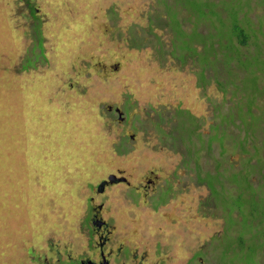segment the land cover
Here are the masks:
<instances>
[{"label":"rangeland","instance_id":"obj_1","mask_svg":"<svg viewBox=\"0 0 264 264\" xmlns=\"http://www.w3.org/2000/svg\"><path fill=\"white\" fill-rule=\"evenodd\" d=\"M171 18L187 31L175 38L178 49ZM235 21L258 47L253 39L233 46ZM261 96L264 0H0V264L56 261L57 249L65 258L83 252L87 184L179 160L169 146L174 131L182 141L189 136L182 116L196 129L198 165L218 168L209 180L233 210L243 157H229L241 141H256L250 124L262 117ZM109 105L122 108L124 119ZM211 137L213 149L206 148ZM208 193L189 172L183 207L199 245L222 229L219 208L213 215L200 199ZM252 229L242 223L241 231ZM186 238L177 248L189 247ZM190 256L172 249L164 258L186 264Z\"/></svg>","mask_w":264,"mask_h":264},{"label":"flooded vegetation","instance_id":"obj_2","mask_svg":"<svg viewBox=\"0 0 264 264\" xmlns=\"http://www.w3.org/2000/svg\"><path fill=\"white\" fill-rule=\"evenodd\" d=\"M109 109L117 112L119 120L124 119L122 108L109 105ZM181 118V124L190 122L189 136H184L182 141L174 131L176 141L172 142V148L169 146L170 152L180 153V159L170 162L161 160L153 167L143 171L138 169L134 173L119 169L118 175L111 173L97 183L87 184V211L82 215L80 224L82 232L88 236L87 247L81 253H68L69 258L63 257L57 249L56 261L44 257L40 264H169L164 257L172 249L183 253L190 249L191 256L186 264H231L234 245L231 243L233 239L230 242V237L239 233L246 236L244 248L255 244L262 245L260 249L255 250L259 254L255 259L258 264H264V214H261L259 209L254 210L255 214H249L251 207H248L240 219L247 220V225L253 229L248 232H235L236 223L231 221L230 212L234 216L235 213L240 214L241 209L235 206L231 210L226 205L225 196H221V185L217 181L209 180L208 176L217 175L218 168L204 172L198 165L200 159L194 150L196 141L192 140L196 135L193 120H188V116H185V121L183 116ZM178 126L181 128L180 124ZM130 137L134 138L135 135L130 134ZM212 137L208 139L206 148L213 149V141L216 140ZM256 141L252 137L248 141H241L238 143L239 152L235 155L232 153L229 157L230 160L243 157L240 168L234 170L236 182L232 184L235 198L241 193L252 198V191L262 195L264 193V157ZM122 145L126 147L124 143ZM220 146L223 148L224 143ZM187 153H191L190 158L184 159ZM189 162H195V166L192 167ZM189 172L192 179L195 175L196 184L204 183L209 189L205 197H200L206 204L204 207L211 210L213 215L214 209L219 208L218 211H221L222 215L221 231H217L209 243L201 245L197 244L195 239L191 241L190 236L195 235H192L193 231L189 228L183 207L187 205ZM239 176L244 179L243 184ZM226 178L225 181H228ZM257 199V204L261 206L262 198ZM200 215L197 212L194 217L198 219ZM181 235L189 237L186 238L191 241L189 247L186 248V242L183 241L181 248H177V239Z\"/></svg>","mask_w":264,"mask_h":264},{"label":"trees","instance_id":"obj_3","mask_svg":"<svg viewBox=\"0 0 264 264\" xmlns=\"http://www.w3.org/2000/svg\"><path fill=\"white\" fill-rule=\"evenodd\" d=\"M187 12L188 11L185 12V17H187L186 16ZM239 17H243V13H241V14L238 13V16L236 17V19H240ZM179 18H180V15H179ZM170 23L173 26V27H171L173 29V38H172V42L171 43H172L174 49H178L176 47V39L175 38H179L182 33H187V31H185L183 29V25L182 26H177L175 24V19L174 18H171V22ZM246 28L247 27H244L239 21H235V25L231 28V31L233 33L232 34L233 38H232V40L229 39V41L233 44V46H234V44L235 45H239L240 44L241 46H246V45H249L251 40L253 39L254 40V44L258 47V43L256 41V37L255 36H251L249 31L247 33ZM235 47H238V46H235ZM170 52H171V54H173V51H170ZM187 52H194V51H187ZM204 53L200 54V57L203 56ZM189 56L193 58L194 55H189ZM205 67L209 68L210 66H206L205 65ZM210 68L213 70L212 67H210ZM213 76L216 77L215 78L216 82L218 81L217 83H219V85L222 87V85H221L222 84V80H220V78H222V76L219 73L216 74L215 72H214ZM260 85L262 86V84H260ZM256 87L259 88V85H256ZM222 89H223V87H222ZM260 100H263V102H264V97L261 96L259 99L256 100V102H258ZM255 104L256 103H254V105ZM253 106L251 107L250 111L253 110ZM258 109H259V114L262 113V117L259 120V123L250 124L251 128L255 132L253 135H254V137L257 140L260 139L261 136H262V138H264V126L262 125V123H264V115H263V112H261L264 109V105L262 107H258ZM242 110H244V109H242ZM252 112H255V111H252ZM236 122H238V121L236 120ZM236 122H235V124H236ZM238 124H239L238 127L243 130V128L241 127V125H242L241 122L238 123ZM259 142L260 143H258V145H260V147H261L260 149L261 150H262V148L264 149V139L263 140H259ZM253 147L255 148V145H253ZM239 195L240 196H238L237 198L240 201V204L238 206H236V208L237 209H241L240 214H236L235 213L234 216H232V214L230 212L231 221L234 220V222L236 223L235 228H234L235 232L241 231L242 223L247 224V220L240 219V216H243L245 214V211H246V209H248V207H251V211H249V214L250 213L251 214H255L254 210H256V209H259L258 211H260L261 214H264V197H263L264 193L262 195V194H258L255 191H252L251 192L252 198H249V197L245 196L243 193H241ZM257 197H261L262 198L263 204H261V206L257 204V201H258ZM244 199H246L247 205H246L245 202H243ZM224 211H227V210L224 209ZM247 213H248V211H247ZM231 239H233L232 242H231ZM251 241H255V240H251ZM230 242L234 245L233 248H232L234 256H233V259L230 260L231 264H233L234 262H236V263L238 262L239 264H258V262L255 259V257L258 256L259 254L256 253L255 250L260 249V246H262V245H256L255 244V245L249 246V248H244V245L246 243V236H244L242 233L237 234L235 237L234 236L230 237ZM231 243H230V245H231Z\"/></svg>","mask_w":264,"mask_h":264}]
</instances>
